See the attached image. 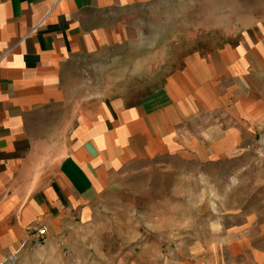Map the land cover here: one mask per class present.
I'll return each instance as SVG.
<instances>
[{
  "label": "crops",
  "instance_id": "crops-1",
  "mask_svg": "<svg viewBox=\"0 0 264 264\" xmlns=\"http://www.w3.org/2000/svg\"><path fill=\"white\" fill-rule=\"evenodd\" d=\"M154 1L0 0V264L88 223L119 171L187 146L191 119L222 111L262 122L251 80L264 72L263 40L190 54L132 105L71 98L78 58L133 39L135 8ZM234 236L221 253L195 249L194 264H264V232Z\"/></svg>",
  "mask_w": 264,
  "mask_h": 264
},
{
  "label": "rangeland",
  "instance_id": "rangeland-1",
  "mask_svg": "<svg viewBox=\"0 0 264 264\" xmlns=\"http://www.w3.org/2000/svg\"><path fill=\"white\" fill-rule=\"evenodd\" d=\"M134 22L130 41L78 58L71 98L132 105L190 54L264 41V0H155L135 8ZM251 81L264 98V72ZM187 125V146L119 171L88 223L6 264H194L195 249L221 253L238 231L264 232V118L248 126L220 111Z\"/></svg>",
  "mask_w": 264,
  "mask_h": 264
},
{
  "label": "built area",
  "instance_id": "built-area-1",
  "mask_svg": "<svg viewBox=\"0 0 264 264\" xmlns=\"http://www.w3.org/2000/svg\"><path fill=\"white\" fill-rule=\"evenodd\" d=\"M47 234H48V227L46 225H42L41 228L38 229L37 237L40 240H44Z\"/></svg>",
  "mask_w": 264,
  "mask_h": 264
}]
</instances>
